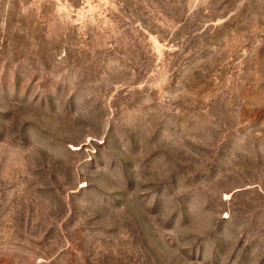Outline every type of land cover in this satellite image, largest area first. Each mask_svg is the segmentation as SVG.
Masks as SVG:
<instances>
[{"label":"rangeland","instance_id":"obj_1","mask_svg":"<svg viewBox=\"0 0 264 264\" xmlns=\"http://www.w3.org/2000/svg\"><path fill=\"white\" fill-rule=\"evenodd\" d=\"M0 264H264V0H0Z\"/></svg>","mask_w":264,"mask_h":264}]
</instances>
